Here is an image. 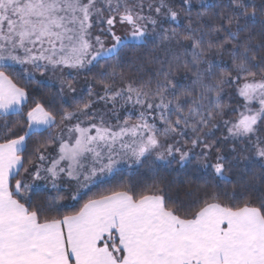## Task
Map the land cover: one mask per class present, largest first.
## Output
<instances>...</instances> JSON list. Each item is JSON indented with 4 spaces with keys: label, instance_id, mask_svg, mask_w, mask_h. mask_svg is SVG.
Wrapping results in <instances>:
<instances>
[{
    "label": "snow or ice",
    "instance_id": "obj_1",
    "mask_svg": "<svg viewBox=\"0 0 264 264\" xmlns=\"http://www.w3.org/2000/svg\"><path fill=\"white\" fill-rule=\"evenodd\" d=\"M149 44L147 81L115 71ZM93 68L100 91L71 110L28 107L37 72L61 73L63 98ZM0 132V264H264V187H173L156 164L264 170V0H0Z\"/></svg>",
    "mask_w": 264,
    "mask_h": 264
},
{
    "label": "trees",
    "instance_id": "obj_2",
    "mask_svg": "<svg viewBox=\"0 0 264 264\" xmlns=\"http://www.w3.org/2000/svg\"><path fill=\"white\" fill-rule=\"evenodd\" d=\"M199 10L198 8H193V13L195 11ZM163 53L159 48H153L151 44L145 46V47H134V48H126L120 53L119 58V67L115 69L117 73L124 72L126 76H133L137 79L139 82L141 79L147 81L149 79V76L154 68L153 64L149 63V60L151 58H154L156 56H162ZM101 63H105L104 60H101ZM107 63L109 65L116 63L115 60H108ZM139 69V70H138ZM100 69L93 68L91 72H87L85 74V77L89 79L93 86V90L100 91V86L96 83L94 80V77L98 73ZM21 70L15 68L14 73H19ZM109 72H111V69H109ZM14 80L21 86H25L26 81L22 77H17L15 74L13 75ZM28 91H29V97L30 102L28 104V107L32 106L33 100H39L43 103H45L46 106H51L52 110L56 113H59L62 107L68 108L71 110L73 107L66 103L63 98H61L59 89L52 85L47 84H40L34 81L31 84L27 85ZM25 111H27V108H25ZM12 121H15L17 117H10L9 118ZM57 121L59 122L60 116L57 114L56 116ZM26 127L25 123H22L19 126H16L15 131L17 134H23L22 130ZM53 133L57 131V129L52 130ZM46 135V134H45ZM38 137H33L28 142V151L31 152L34 143ZM4 140V134L3 132H0V142H3ZM27 155V153H25ZM195 162H193L194 165ZM27 166V165H26ZM160 166V177H157V180L163 184H171L173 187H176L179 184H184L188 181H191V186L195 189L196 187H200L202 190L203 188H207V190L211 191L213 189L218 191H229L231 192L233 188L235 187L237 190H239V183L241 179L248 181L249 183L255 184L257 189H260L261 187H264L260 183V177L264 175V170L260 168L259 165H256L255 167L251 168L250 170L246 171V175L244 177H240L236 175L235 171L231 172L229 174V180L231 182L226 183L225 181L221 180L219 177L212 178L211 176H208L207 173L203 171H194L193 166H187L186 168H181L180 166L176 165L175 162L172 163V168L168 169L166 165H158ZM125 178H128L130 175L133 181H136L138 179H142L145 183H152V176L151 173H149L146 169V167H140L138 169H133L131 173H128L127 170H125ZM162 177V179H161ZM118 179H110L109 181L98 185L97 187L93 188L90 192H88V195H92L94 193H101L104 192L106 189L114 187ZM47 191V190H45ZM49 194L53 195L49 192ZM256 193H253V196H255ZM40 199L42 200L43 197L41 196ZM84 199H87V196L84 197ZM83 201H80L82 203ZM79 207V203L74 204L72 207L65 208L63 211H71L73 208Z\"/></svg>",
    "mask_w": 264,
    "mask_h": 264
},
{
    "label": "rangeland",
    "instance_id": "obj_3",
    "mask_svg": "<svg viewBox=\"0 0 264 264\" xmlns=\"http://www.w3.org/2000/svg\"><path fill=\"white\" fill-rule=\"evenodd\" d=\"M175 6L177 8L180 7V0H175ZM172 26H175L174 24ZM124 32V29L120 28L119 26L117 27V33L118 34H123ZM108 43H110V41H108ZM15 68L17 69H20V66H16ZM87 72H81L79 75H76L75 72L72 73L73 76H76V79L73 81V87L76 89L75 92H71L69 91L66 87H65V90H64V93H63V99L66 103L70 104L72 107H74V103L76 101H82V100H87L89 99V96H88V90H89V86L92 85L91 82L89 81L88 78L85 77V74ZM60 76H61V73L57 72L55 74H53L51 71L47 72L44 76H41L39 74V72H37L35 74V81H39V82H43V83H40V84H47V85H52V86H55L59 89L60 91V88H61V84H60ZM64 76L67 77V70H65L64 72ZM69 79H71V77H68ZM94 92H98V90H93ZM95 107L99 108L101 107V105L97 104ZM121 115H123V113H121ZM115 122V121H113ZM217 135H219V133H217ZM175 162V161H173ZM172 162V163H173ZM193 162H195L193 160ZM156 164L157 165H164L163 162L161 161H156ZM140 168L139 166H135L133 169H138ZM132 169V170H133ZM127 170V169H126ZM230 174V173H229ZM111 178H107L106 180H104L103 182H99L97 183L96 185H93L91 187V190L95 187H97L98 185L100 184H103L107 181H109ZM49 191V190H47ZM50 193H52L53 195L55 194L54 191H49ZM61 192L65 195H68L67 192H64V189L62 188L61 189ZM65 204L69 205V207H72L74 204H76L77 202L76 201H72V200H65L64 201ZM68 207V208H69Z\"/></svg>",
    "mask_w": 264,
    "mask_h": 264
}]
</instances>
